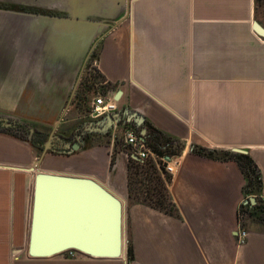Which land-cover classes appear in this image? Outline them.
Segmentation results:
<instances>
[{"label":"crops","instance_id":"obj_1","mask_svg":"<svg viewBox=\"0 0 264 264\" xmlns=\"http://www.w3.org/2000/svg\"><path fill=\"white\" fill-rule=\"evenodd\" d=\"M31 3L33 10L0 8V116L28 124L31 139L0 131V251L8 250L13 227L21 242L27 202L30 222L34 184L27 199V177L41 158L40 170L93 177L123 200L134 249L127 264H264V224L239 219L248 203L240 166L192 151L245 149L261 170L264 195V36L253 24L264 22L255 0H105L110 14L96 65L101 84L113 86L107 94L121 95L113 120L81 113L82 138L75 125L54 131V119L76 92L85 57L64 48L60 0ZM132 113L184 143L171 157L179 165L167 184L176 215L129 195L130 158H137L120 135L121 122L135 123ZM60 255L29 261L126 264Z\"/></svg>","mask_w":264,"mask_h":264},{"label":"water","instance_id":"obj_2","mask_svg":"<svg viewBox=\"0 0 264 264\" xmlns=\"http://www.w3.org/2000/svg\"><path fill=\"white\" fill-rule=\"evenodd\" d=\"M70 6L66 15L58 16L65 27L64 48L79 51L83 56L91 45L85 56L86 62L108 25L105 0H71ZM253 24L256 32L264 36V26L257 20ZM83 67L84 64L82 70ZM120 95L121 91H118L115 99L118 100ZM114 116L117 113L109 115L112 120ZM129 118L138 126L145 124L142 115L132 113ZM0 122L8 127L17 123L4 116H0ZM58 125L59 122L54 131ZM109 129V126L102 127L103 131ZM146 133L147 129L143 127L142 137ZM80 145L77 142L72 147L79 148ZM232 151L248 153L239 147L232 148ZM166 159L170 161L171 157ZM40 162L41 158L31 167L35 175L29 256L48 258L70 250L92 258L126 256L123 200L93 177L43 171L38 168ZM247 202L255 204L256 197L251 196ZM125 262L128 263L127 256Z\"/></svg>","mask_w":264,"mask_h":264},{"label":"trees","instance_id":"obj_3","mask_svg":"<svg viewBox=\"0 0 264 264\" xmlns=\"http://www.w3.org/2000/svg\"><path fill=\"white\" fill-rule=\"evenodd\" d=\"M256 10L258 11L262 6H264V0H255ZM99 50H95L91 56V63L93 60L98 59ZM90 65L86 68L82 79L79 83L77 89V106L83 107L84 112H90L92 107V100L95 99V96L98 93V87L100 86L101 92L107 94L108 90L113 86L111 83H106L105 86L101 83L106 79L99 70L93 69ZM83 103V104H82ZM131 125H126L124 128H128ZM147 129L146 133V143L158 154L161 156H174L181 153L184 143L172 136L167 135L163 131L159 130L153 126L148 121L143 125ZM132 127V126H131ZM29 125L26 123H19L15 128L2 129L0 131L13 134L14 136L20 138H29V132L24 131L28 130ZM138 131V129H136ZM109 134V135H108ZM107 136H110L111 133H108ZM31 140V139H30ZM33 141V140H32ZM195 154L220 161H229L233 160L238 163L242 173L245 177V184L243 186V193L246 199H249L251 196L256 197V203L252 204L251 202L242 204L239 210V219L241 222L246 217H249L254 222L264 223V195H263V177L261 170L255 160L249 153H240L232 150H223V149H214L207 148L198 145H194L193 150ZM149 162H142L138 159L130 158L129 164V173H128V186H129V195L131 198L136 199V201H142L154 208L165 211L169 214L176 215L177 209L174 202L171 199L170 193L168 191L167 184L171 180V175L165 170L164 163L160 162V165L157 166L152 160H147ZM137 166V169L142 166V171H136L137 174H141L146 171L151 170L154 174V179L159 183L158 186H151L150 188H139L143 190V197H137V194L133 190V183L135 180L134 172L132 170L133 165ZM148 166L143 169L144 165ZM152 176V174H151ZM151 180V179H150ZM142 183V181L140 182ZM138 184V180H137ZM140 193V194H142ZM243 225V223H242ZM74 251V250H72ZM128 262L134 260V249L129 241L128 250H127Z\"/></svg>","mask_w":264,"mask_h":264},{"label":"rangeland","instance_id":"obj_4","mask_svg":"<svg viewBox=\"0 0 264 264\" xmlns=\"http://www.w3.org/2000/svg\"><path fill=\"white\" fill-rule=\"evenodd\" d=\"M69 1L71 3V0H69ZM257 14H258V17L264 22V6H262L257 11ZM94 50H97V47ZM87 52H88V50H87ZM87 52L84 54V57L87 55ZM92 53H93V51L90 53V55ZM84 57H83V59H84ZM83 59H82V61H83ZM95 60H93V62L91 63V67L93 69L97 68ZM85 70H86V68H83L80 79L78 81V86H79V83L82 79V76H83ZM78 86H77V88H78ZM76 92H77V89H76ZM76 92L73 95L70 92L69 96H67L66 101L64 102V106L57 108L58 109V116H57V118L55 117L56 119H54V122L55 121L59 122V126H57L58 131L63 130L64 127H66L67 125L77 126L79 123H81V121L86 120L84 117L80 116V115H82L81 113L84 112V109H83V107L77 106V102H76L77 98L75 97ZM52 128H53V125H51L49 127V130H51ZM122 134L120 135L121 136L120 137V144L123 145L125 143L123 142ZM223 150H231V149H223ZM145 162H149V161H144V164H145ZM147 166H148V164L144 165L143 169H145ZM132 170L134 172L133 175L135 176V180H134L135 183H133V190L137 194V197H143V195L145 193L143 194L142 192H143V190H145V188H150L152 185L158 186L159 183L154 179L155 176L151 170H149V172L144 171L139 175V174H137L136 171L137 170L142 171V166H140L137 169V166L135 164L133 165ZM151 174H152V176H151ZM33 178H34V176H30L28 174V177H27L28 190L26 191L27 199H30V197H31ZM137 180H138V184H137ZM141 181H142V183H140ZM141 187L142 188L144 187L143 190L139 189ZM140 193H142V194H140ZM262 224H264V223H262ZM126 230H127V228H126ZM28 234H29V202L26 203V214H25V218H24V226L22 227V234L20 236L21 242L19 244H15V240H16L18 235H16V232H15L14 227H13L11 233L9 234L10 235V239H9L10 246L8 247V250H1L0 251V264H31V262L29 261V260H31V257L28 256L27 250H26V248L28 246ZM128 244H129L128 234L126 231V252L128 250ZM2 247H3V245H2ZM60 256L64 259H67V260L78 258V257L79 258L85 257V255H82L76 251L75 252L66 251V252L61 253ZM126 256H127V253H126ZM126 256H125V254L122 255V257H124V258H126ZM120 259L125 260L123 258H120Z\"/></svg>","mask_w":264,"mask_h":264},{"label":"built area","instance_id":"obj_5","mask_svg":"<svg viewBox=\"0 0 264 264\" xmlns=\"http://www.w3.org/2000/svg\"><path fill=\"white\" fill-rule=\"evenodd\" d=\"M118 109V101L112 94L97 93L90 111L92 118H100L106 114L112 113ZM123 140L129 148L130 154L137 156L142 162L152 160L157 166L160 162L164 163L165 170L168 173H173L179 162L168 161L166 156L158 155L143 139L141 133L133 128H126L123 133ZM248 232L240 233V242H244ZM71 252H75L70 250Z\"/></svg>","mask_w":264,"mask_h":264},{"label":"flooded vegetation","instance_id":"obj_6","mask_svg":"<svg viewBox=\"0 0 264 264\" xmlns=\"http://www.w3.org/2000/svg\"><path fill=\"white\" fill-rule=\"evenodd\" d=\"M31 1H33V0H29V1H25V0H0V8H5V9H14V10H32L33 9V7H35L32 3H31ZM35 1V0H34ZM60 2H61V6L64 8V10L66 11V12H61L62 14H64V15H66L67 14V10L68 9H70L71 8V3H70V1L69 0H60ZM109 11L108 12H106V15H108V16H106V18H108L109 17ZM97 47V49H98V46H97V43H96V45H95V48ZM94 48V49H95ZM93 49V52L95 51ZM93 54V53H92ZM92 54L91 55H89V57L87 58V60H86V62H85V64H84V68H87L88 67V65H90V63H91V56H92ZM97 60V59H96ZM95 60V61H96ZM78 89V88H77ZM76 94H77V92H76ZM75 97H76V95H75ZM82 123L83 122H81V123H79L76 127H75V129H74V131L72 132L73 134H75V135H77V136H81V138H82V136H84V135H87V132H86V130L84 129L83 130V128H82ZM2 124V122H0V125ZM19 123H16V125L15 126H11V127H9V128H15L17 125H18ZM121 124H123L124 125V127L126 126V125H131L132 127H130V128H133V129H138V131L137 132H139V133H141V130H142V128L144 127V126H138L137 125V123L135 122V123H131V122H125V124L124 123H122L121 122ZM2 126V125H1ZM81 127L80 129L79 128H77V127ZM104 127V126H103ZM146 128V127H145ZM24 131H28L29 132V135H30V127L28 128V130L27 129H25ZM38 133H39V131L38 130H35L34 131V134H33V140H38ZM74 135H72L71 136V138L73 137ZM75 137V136H74ZM73 137V138H74ZM144 138V140H146V135H145V137H143ZM69 138H66V140H68Z\"/></svg>","mask_w":264,"mask_h":264},{"label":"bare ground","instance_id":"obj_7","mask_svg":"<svg viewBox=\"0 0 264 264\" xmlns=\"http://www.w3.org/2000/svg\"><path fill=\"white\" fill-rule=\"evenodd\" d=\"M25 169H28V168H25ZM30 171H33L31 168H29ZM33 184H34V180H33ZM33 190H34V186H33ZM34 192V191H33ZM32 210H33V194H32V208H31V218H30V222H29V233H30V226H31V219H32ZM28 245H29V234H28ZM28 248V246H27ZM27 254L29 256V253H28V249H27ZM56 256V255H55ZM30 257V256H29ZM122 256H120L119 258H121ZM32 258V257H31Z\"/></svg>","mask_w":264,"mask_h":264}]
</instances>
